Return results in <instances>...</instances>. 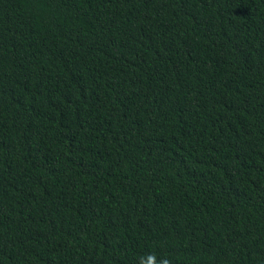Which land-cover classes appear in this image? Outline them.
Instances as JSON below:
<instances>
[{
  "label": "trees",
  "instance_id": "obj_1",
  "mask_svg": "<svg viewBox=\"0 0 264 264\" xmlns=\"http://www.w3.org/2000/svg\"><path fill=\"white\" fill-rule=\"evenodd\" d=\"M0 264H264V0H0Z\"/></svg>",
  "mask_w": 264,
  "mask_h": 264
}]
</instances>
